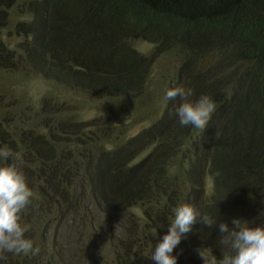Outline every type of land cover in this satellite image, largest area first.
<instances>
[{
	"label": "trees",
	"instance_id": "16d2710c",
	"mask_svg": "<svg viewBox=\"0 0 264 264\" xmlns=\"http://www.w3.org/2000/svg\"><path fill=\"white\" fill-rule=\"evenodd\" d=\"M12 8L22 20L11 27L13 45L0 35V69L51 87L30 105L0 94V153H8L0 166L18 164L34 192L20 223L39 248L34 256L3 253L0 264L45 256L62 264L51 237L67 221L75 232L89 225L77 218L86 202L106 213L148 202L144 222L155 243L184 204L217 223L264 225V0H0V31ZM133 42L152 48L144 55ZM168 53L178 59L170 89H191L192 101L209 96L211 120L205 129L182 126L181 98L162 97L159 116L128 135L115 117L134 110L155 59ZM90 102L113 107L82 121L79 108ZM219 239L218 227L193 225L173 252L177 264H203L198 249L222 258L230 250ZM80 242L64 246L74 251ZM133 250L136 257L142 247ZM130 263L154 261L142 254Z\"/></svg>",
	"mask_w": 264,
	"mask_h": 264
},
{
	"label": "rangeland",
	"instance_id": "374dc122",
	"mask_svg": "<svg viewBox=\"0 0 264 264\" xmlns=\"http://www.w3.org/2000/svg\"><path fill=\"white\" fill-rule=\"evenodd\" d=\"M9 13L11 14L9 23L5 28L1 29L0 35L3 41H9L13 45L16 42V38L11 33V27L16 21L22 20V16L16 8L10 9ZM132 46L144 55H147L152 48L150 44L145 42H133ZM177 66L178 59L176 53L158 56L152 65L146 93L139 100H136L137 102L131 104L129 108L131 111L134 110L130 114L126 113L123 116H116L114 124L125 129L128 135H133L139 129L149 125V119L154 116L157 118L164 106L162 97H165V93L170 89ZM48 86L51 87L50 84L44 83L32 75L24 78L10 75L8 72L0 69V94L11 99V101L17 97H22L28 102L27 105H30V103L34 104L47 90H50ZM3 96L1 97L4 100ZM119 103L122 107L125 106V103L128 104L126 101H119ZM104 107L99 102L87 103L85 107L79 108L82 114L81 120L95 118L105 111L108 113L107 108H112L113 105H104ZM113 110L118 111L121 109L113 108ZM47 112V109H43L41 117L45 119ZM148 117L149 119L146 120ZM146 152H143L140 156H143ZM147 203L146 201H138L132 208L125 207L124 210L118 213H106V211L96 204L86 202L77 211V213H80V216H77V218L79 221L80 219L86 220L90 226L79 227L75 232L74 225L67 221L51 237V239L57 240L55 241V250L61 257V263L120 264L123 262L122 253L124 251L127 253V259L124 260L126 264H131L130 261H134V259H137L142 254L144 259L147 260L150 257L152 261L154 253L152 251L153 245L157 243H155L156 240L153 233L144 222L146 220L149 221L147 214L151 212V210L147 211L146 209ZM164 214V212H160L159 217H157L158 223L161 222ZM152 225L155 226L154 223ZM88 231L95 235L89 240L82 241ZM150 234H152L151 239L148 236ZM69 240L82 242L73 251L64 246L65 241ZM125 243H127L126 249L124 247ZM136 245H141L142 250L135 257L133 249ZM52 254L54 255V253ZM11 262L12 264H18L17 260H11ZM40 264L54 263L49 256H45Z\"/></svg>",
	"mask_w": 264,
	"mask_h": 264
},
{
	"label": "clouds",
	"instance_id": "9594fccd",
	"mask_svg": "<svg viewBox=\"0 0 264 264\" xmlns=\"http://www.w3.org/2000/svg\"><path fill=\"white\" fill-rule=\"evenodd\" d=\"M192 95L191 89L180 86L168 90L165 100L180 97L183 102L177 109L179 123L205 129L216 105L207 95L196 101L190 99ZM0 157L6 160L8 153H0ZM33 196L34 192L18 164L0 166V260L7 259L3 253H23L26 256L39 253V248L33 247V241L25 238L28 226L20 223L21 213L31 204ZM197 223L207 228L218 227L219 244L230 250L218 259L198 249L203 264H264V225L250 227L248 221L241 219H233L231 226L222 221L217 223L214 218L201 215L197 208L189 204L175 209L167 234L155 246L152 255L154 264H177L178 255H173V252L180 244L182 235L190 232Z\"/></svg>",
	"mask_w": 264,
	"mask_h": 264
}]
</instances>
